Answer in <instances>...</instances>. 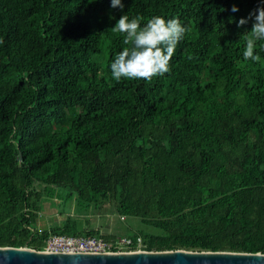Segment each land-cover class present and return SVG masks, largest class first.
<instances>
[{
  "label": "trees",
  "instance_id": "trees-1",
  "mask_svg": "<svg viewBox=\"0 0 264 264\" xmlns=\"http://www.w3.org/2000/svg\"><path fill=\"white\" fill-rule=\"evenodd\" d=\"M0 0V247L51 235L132 239L127 251L264 254V41L241 36L261 0ZM235 6L239 10L232 12ZM188 28L153 78L114 80L120 16ZM51 206L113 211L125 234ZM42 223V222H41Z\"/></svg>",
  "mask_w": 264,
  "mask_h": 264
},
{
  "label": "clouds",
  "instance_id": "clouds-1",
  "mask_svg": "<svg viewBox=\"0 0 264 264\" xmlns=\"http://www.w3.org/2000/svg\"><path fill=\"white\" fill-rule=\"evenodd\" d=\"M113 9L119 8L123 12L122 0H110ZM264 4V0H261ZM239 9L232 7V12ZM252 21L251 31L245 32L241 38L245 39L243 51L244 60L257 62L261 57L254 54L256 42L264 41V6L257 7L249 13L248 18H241L237 27L245 26ZM111 31L123 35L126 46L110 64L111 75L119 82L121 79H140L151 82L153 78L163 76L170 71V61L177 46L185 38L188 28L179 18L165 19L154 16L144 22V18L136 16L129 18L127 14L120 16ZM0 43H3L0 40Z\"/></svg>",
  "mask_w": 264,
  "mask_h": 264
},
{
  "label": "water",
  "instance_id": "water-1",
  "mask_svg": "<svg viewBox=\"0 0 264 264\" xmlns=\"http://www.w3.org/2000/svg\"><path fill=\"white\" fill-rule=\"evenodd\" d=\"M0 264H264V254L211 251L49 253L0 247Z\"/></svg>",
  "mask_w": 264,
  "mask_h": 264
},
{
  "label": "rangeland",
  "instance_id": "rangeland-1",
  "mask_svg": "<svg viewBox=\"0 0 264 264\" xmlns=\"http://www.w3.org/2000/svg\"><path fill=\"white\" fill-rule=\"evenodd\" d=\"M50 196L47 195L43 212L40 215V227L51 228L54 224L61 222L64 217L72 216L79 219L82 227L102 229L103 233L125 234L131 226L132 219H124L113 211L112 204H105L98 210L86 212L78 211L75 203H71L67 211H63V206H51ZM42 222V223H41ZM123 237V236H122ZM138 251H143V242L141 241Z\"/></svg>",
  "mask_w": 264,
  "mask_h": 264
},
{
  "label": "built area",
  "instance_id": "built-area-1",
  "mask_svg": "<svg viewBox=\"0 0 264 264\" xmlns=\"http://www.w3.org/2000/svg\"><path fill=\"white\" fill-rule=\"evenodd\" d=\"M141 240H139V245ZM133 245L132 239L118 237L108 242L101 237H74L51 235L44 242L43 252L49 253H115L127 251ZM134 252V251H130Z\"/></svg>",
  "mask_w": 264,
  "mask_h": 264
}]
</instances>
